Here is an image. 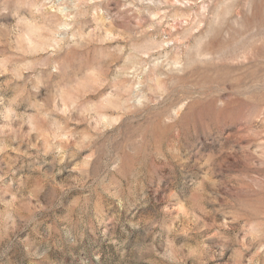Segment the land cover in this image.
Returning a JSON list of instances; mask_svg holds the SVG:
<instances>
[{
  "label": "clouds",
  "instance_id": "9594fccd",
  "mask_svg": "<svg viewBox=\"0 0 264 264\" xmlns=\"http://www.w3.org/2000/svg\"><path fill=\"white\" fill-rule=\"evenodd\" d=\"M0 264H264V0H0Z\"/></svg>",
  "mask_w": 264,
  "mask_h": 264
}]
</instances>
